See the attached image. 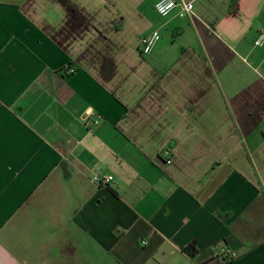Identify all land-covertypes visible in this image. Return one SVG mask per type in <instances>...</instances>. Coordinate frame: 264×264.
Instances as JSON below:
<instances>
[{"label":"crops","instance_id":"crops-1","mask_svg":"<svg viewBox=\"0 0 264 264\" xmlns=\"http://www.w3.org/2000/svg\"><path fill=\"white\" fill-rule=\"evenodd\" d=\"M158 1L0 0V264H264V0Z\"/></svg>","mask_w":264,"mask_h":264},{"label":"built area","instance_id":"built-area-1","mask_svg":"<svg viewBox=\"0 0 264 264\" xmlns=\"http://www.w3.org/2000/svg\"><path fill=\"white\" fill-rule=\"evenodd\" d=\"M156 10L162 17H168L175 12L181 18L195 17V4L193 1L188 0H159L156 3ZM162 35L159 30H155L149 34L143 35L140 39L141 54L148 55L152 52L157 43L161 40ZM255 46H264V31L258 34L255 41ZM74 72V70H69ZM99 121L93 118H86V127L91 129L92 126L98 125ZM164 164L170 165L172 163L173 154L169 149L163 150ZM91 182L96 187L109 188L115 185V177L109 173L104 172L100 166L96 165L92 168ZM143 245H147L148 242H142ZM222 259L224 263H230L236 259V255L229 249L222 250Z\"/></svg>","mask_w":264,"mask_h":264},{"label":"trees","instance_id":"trees-1","mask_svg":"<svg viewBox=\"0 0 264 264\" xmlns=\"http://www.w3.org/2000/svg\"><path fill=\"white\" fill-rule=\"evenodd\" d=\"M219 218H220V216H219Z\"/></svg>","mask_w":264,"mask_h":264}]
</instances>
